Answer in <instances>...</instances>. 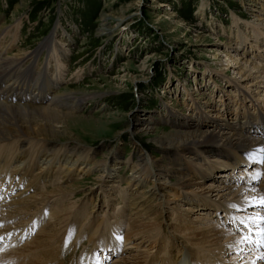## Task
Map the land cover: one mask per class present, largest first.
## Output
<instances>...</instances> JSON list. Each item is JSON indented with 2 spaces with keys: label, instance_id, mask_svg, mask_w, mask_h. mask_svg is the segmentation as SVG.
<instances>
[{
  "label": "rangeland",
  "instance_id": "374dc122",
  "mask_svg": "<svg viewBox=\"0 0 264 264\" xmlns=\"http://www.w3.org/2000/svg\"><path fill=\"white\" fill-rule=\"evenodd\" d=\"M105 18L108 20L104 21ZM240 36L245 46L240 42ZM49 40L52 41L50 49L57 44L53 50L57 56L50 59L47 50L39 49ZM0 51L3 56L13 59L38 51L40 78L50 60L49 74L56 82L52 97L63 91L84 96L81 105L70 111L74 114L67 118L60 116L58 126L67 130L61 134L63 139L58 141L57 148L62 147L67 138L76 137L85 150L83 157L87 156L85 162H81L83 164L76 162L74 166L61 157L55 162L59 171L54 178L51 171L38 174L41 167L49 166L45 160L48 161L51 155L39 163L27 164V160L22 166L21 162H11L8 171L1 169L0 185L5 182L12 192H7L5 198L0 196V202L17 198L13 195L31 187L30 181L37 177L41 188L30 189L27 194L40 199L42 193L56 190L55 198L66 195L62 207L73 212L79 209L80 217L73 216L79 224L84 218L87 222L97 220L99 229L94 237L103 234L110 241L117 239L119 246H122L120 237L125 236L134 219L139 217V224L148 226L151 219L160 218L157 211L162 210L160 221H163L164 230L161 240L156 245L145 242L144 251L148 253L143 255L144 264L151 261L154 264H181L185 259L181 254L186 247L192 250V257L195 256L199 264H241L254 255L255 251L251 249L264 251V204L237 208L238 202L229 203L234 194L221 195L225 197L220 200L214 192L205 199L215 206H196L190 210L188 208L192 206L185 198L200 199L203 197L201 192L213 184L256 187L264 178V170H257L259 166H242L239 171L229 172V176L227 173L215 179L208 176L202 182L196 180L198 184L191 187L173 190L167 188L163 175L154 174L148 178L143 175L141 178L137 163L138 155L147 151L152 157L160 158L161 148L153 137L183 130L179 122L206 130L211 129L214 122L231 121L237 113L255 115L260 110L264 114V77H259L260 74L250 68L255 63L264 69V0H0ZM245 60L249 61L246 67L242 64ZM63 62L64 67L58 72ZM28 64L29 61L24 62L23 67ZM33 76H36L35 70L26 79ZM146 125L153 127L148 134L141 129ZM249 129L246 128L253 135L255 132ZM261 131H264L262 126L258 128V134ZM5 143L0 140V152L4 151ZM30 147L33 150L28 159L37 158V145ZM115 154L118 159H113ZM193 164L199 166L194 161ZM25 165L29 176H23L20 181L18 178L9 181L10 174ZM66 170L67 173H78L66 180ZM254 176L253 182L250 178ZM55 177L58 182H54ZM133 177H140L139 183L134 182ZM147 188L146 196L143 191ZM263 188L248 192L257 197L264 194ZM139 198L144 199L139 214L144 217L134 214L140 207L131 206ZM53 201L47 202L45 215L31 234L20 240L9 236L5 243L2 241L0 264L23 261L28 251L22 248L30 246L42 228L58 222L56 217H51L54 210L57 211ZM32 216L30 214L28 218ZM228 216L234 219H227ZM119 220L122 225L118 229ZM8 222L0 223V227L13 223ZM182 225L188 229L177 230ZM212 228L226 233L218 244H199L192 239V232ZM87 232L82 230L77 239L71 238L67 243L71 251L64 250L58 261L67 259L69 264H78L79 258L83 257L81 264L89 263L90 259V264H114L121 257L114 250L117 255L108 258L101 247L88 241ZM62 233L61 230L56 236L59 240ZM231 237L234 244L228 246ZM107 239L103 246L107 245ZM54 242L57 244V239ZM226 246L229 250L222 252ZM14 249H19L20 256ZM107 249L111 251V248ZM191 258L187 259L188 264H192ZM164 259L166 263H160Z\"/></svg>",
  "mask_w": 264,
  "mask_h": 264
},
{
  "label": "bare ground",
  "instance_id": "6f19581e",
  "mask_svg": "<svg viewBox=\"0 0 264 264\" xmlns=\"http://www.w3.org/2000/svg\"><path fill=\"white\" fill-rule=\"evenodd\" d=\"M107 20L108 18H105L104 21ZM106 23L104 25L108 24ZM104 30L106 29L104 28ZM239 39L241 40L240 42L242 43V45L244 44L245 46V41L242 42L243 38H241L240 36ZM51 42V40H49L48 42L46 41L42 43L39 48L48 51L49 59L51 57L55 58L57 56H55L53 53V50L57 47V44H54L55 47L53 46L52 50L50 49ZM58 48L59 50H61L60 47ZM243 49L245 51L244 47ZM37 53L38 51L29 52L27 54L24 53L23 56L20 54V57H18L17 59H13L14 57L11 58L3 56L2 52L0 51V86H2V88L0 89V140L6 142L4 144V151L0 152V179H2L1 176L3 175V171H1V169H5V171H8L10 165H12L10 164L11 162H21L20 166H22L23 163L27 162V160V164H29V162L39 163L40 160H44V157H48L51 155L48 161L45 160V163H48L49 166H45L43 167V169L41 167L38 174L42 175L43 173H49V171H51V177L54 178V176H56L59 171L55 167V162H58L61 157L66 159V163H72L71 165L73 166L76 162L83 164L81 162H85V160L87 159V156L83 157V154L85 153L83 145L77 142V138L75 136V138H67L68 141L64 142V145L62 147L57 148L59 145L58 141H61V139H63V137H60L61 134H65L67 130H65L66 127H63L62 129L58 126L60 122V116H65L67 118L69 117V115L74 114L70 111H74L76 107H78V105L84 100V96L73 95V93H64L63 91V93H58L56 96L53 95L52 97L51 91L55 89L56 82L53 81V77H51L49 74L50 60L47 62V65L44 66V69L42 71L43 75L40 78V74L38 73V66L41 63L37 57ZM26 61H29V64L23 67V63ZM248 63L249 61L245 60L242 64L244 67H246L248 66ZM62 67H64V62L59 66L58 72L62 71ZM250 68L251 70H255L256 73H259V77H264V69H262V67L253 63V67ZM33 70H35L36 76H33L30 79H26L30 77V73ZM26 101L28 103H25ZM29 102L33 104H29ZM205 119L203 121H206ZM179 125L180 127H184V129L178 131H170L168 133H163L162 135L153 137V141L155 142V144H157L161 148L160 158L152 157L148 151L145 154L143 153L138 155L139 160L137 161V163L140 165V167L138 168V172L140 173L141 178L143 175H145L146 178L150 176L152 177L154 176V174H157L158 176L163 175L165 183L167 182L168 184L167 188L177 190L176 187L187 188L191 187V185L195 183L198 184L196 180L198 181L199 179L200 182H202V180H204L208 176L213 177L214 179L216 177L221 178L222 176H226V173L227 176H229V172L239 171L242 166H251L250 168L259 166L257 169L258 171L264 170V131H261L262 133L259 132V134L257 132L259 127H264V114L262 111L259 110L255 115H242V113H237L236 117L232 118L231 121L227 120L225 122H214L213 127L206 130H201L193 125L190 126L189 124H187V122H179ZM246 128H250L249 131L252 130L257 135H255V133H253V135H250ZM141 129L143 130L142 132H144V134H148L153 130V127L150 125H146L145 128L143 127ZM31 137H33V139H31ZM36 145L38 149L37 158H34L35 156H33V158L30 157V159H28V154L31 152V150H33L30 146L35 147ZM40 147L42 149H40ZM62 150H65V152H69V154H66L65 152L59 153V151ZM210 158L214 159L210 161ZM113 159H118L117 154L114 155ZM216 160H219L218 164L216 163ZM4 161L5 164H1ZM193 161L198 163L199 166L196 167V165H192ZM26 165L23 167H18V171L11 173L9 181H13L14 178L15 181L17 178L20 181L21 179H23V176L28 177L29 173ZM137 166L138 165H136V168ZM68 168L69 167H67V169ZM77 173L78 171L74 173L72 171L67 173L66 170L65 175L68 174L66 180H68L72 176L74 177L75 175H77ZM158 176L156 177L158 178ZM140 177H133L135 179L134 182L139 183L141 179ZM255 178L256 176L250 179H252L254 182ZM36 179L37 177L33 181H30L31 184L29 183V185H32L31 187L27 189L25 188L23 191L16 193V195H13L17 198L10 200L9 202L7 200V202H0V223L8 221L13 222L12 220H16L13 223L8 222L9 224H6L4 227H0V248L3 245L2 243L6 241L7 237L12 236V239L18 238L20 240L31 234L32 229L35 228L36 230V227L34 226H36L41 218H43V216L45 215L44 210L47 209V202L50 203L52 200H54L56 203L57 211L54 210V212L51 214V217H56L55 219H57L58 222L56 223L55 220L54 225L48 224L46 227L42 228L40 232L38 231L39 233L32 241L33 243L31 242L32 244L27 248H22L24 250L27 249L28 252L26 251L27 253H25V251H23L22 249L20 250L25 253V259L23 261H17L16 264H50L54 260L55 261L52 264H69V261L67 259L61 262L58 261V259L63 257L62 253L64 250L71 251V249L69 248L71 246H67L68 241L71 238L73 239L74 237H76L77 239L78 234L82 232V230H88V241L93 244V246L95 244V246L101 247L103 254H108V258L116 254L113 253L114 250L115 252L120 253L121 257L119 256L114 264H144L143 255H145L146 252L144 251L145 242H151V244L156 245L158 240H161V231L164 230V225H162L163 221H160V219H162V210H158V214L156 213L158 217L160 216V218L158 219L157 217H155V219H151V221L147 222L148 226L146 224H139L140 221L138 222L137 220L139 217L137 219H134L135 221L132 222L130 229L125 233V236L120 237L122 239V246H119L117 244V239H113L112 241H110L107 239V236H104L103 234L99 238L94 237V234H97L99 229V223H96L97 220L91 219L87 222L86 218H84L83 223L79 224L78 220L76 221V217H73H80L79 209H76L73 212V210H68V207H62V205L64 204V199L67 197L66 195L60 194L59 197L55 198L54 195H56V190L51 191L49 194L42 193L40 199L32 194H27L30 189L37 190L38 188H41V185H39L40 182L36 181ZM250 179H248L247 182H250ZM54 182H58V178L55 177ZM5 184V182H1L0 185V194L4 196L3 198H5L8 194H11L12 192L10 186L8 184ZM262 187H264V178L263 180H261L260 185L256 187H252L250 185L240 186L236 184H227L224 186L213 184V186L206 187L208 189H206L204 192H201V196H203L204 199H202L203 197H200V199H196L194 197L186 196L185 198L190 202L189 205L192 206L188 208L190 210L194 209V207L196 206H202L205 208L215 206L212 205L210 201L205 199V197L208 198L213 196L214 192H217L216 196H220V200L225 197H222L221 195H225L226 193L234 194L233 199H230L229 203L233 204L238 202V204H235V207L237 208H243L245 206L250 207L251 205L262 206L264 204V194L261 193L260 195L255 197V195L248 192L250 191V189H262ZM58 189L63 190L62 187H58ZM155 191L156 190H154L153 192ZM143 192H146L145 194L147 196L149 189L147 188ZM220 192L222 194H220ZM262 192H264V188ZM244 194L245 196H243ZM140 197H143V195H141ZM254 197L257 199H254ZM143 200L144 199L135 200L131 206H137L136 208L140 207L134 214H138V216L142 215L144 217L143 214L139 215L142 212L141 208L144 205ZM132 211L134 210L132 209ZM37 212L38 215H36ZM30 214L31 216L35 214V216L31 217L32 220L28 218ZM62 214H64V216ZM65 214L69 215H67L66 217ZM148 214L149 212L147 211V215ZM149 216L150 215H148V217ZM231 217L232 216H228L227 219H230ZM248 218L251 219L250 216ZM232 219L234 218L232 217ZM29 220H31V222H29ZM259 220H262V218L259 217ZM94 223H96V225ZM151 224L156 225L153 226ZM118 225L119 226H117V228L119 229L122 225V220L118 221ZM149 225H151L152 227H149ZM186 228L187 226L182 225L179 226L177 230H185ZM61 230L63 231V233L61 240H59V238L56 236ZM263 231L264 230H262V232ZM224 233L225 232L221 231L218 228H212L209 231L201 230L197 233L192 232V235H194L192 239L194 240V242H198L199 244L211 242L212 244L216 245L222 240L223 237H225L226 233ZM13 235L16 236L13 237ZM136 237L139 238V241L136 239ZM56 239L58 241L57 244H55L54 242ZM105 239H107V245L103 246ZM242 240L244 241V239ZM11 242L13 243V241ZM233 242L234 238L231 237L227 243L228 246ZM106 246L108 248H111V251H109ZM229 248L230 247L227 246L224 247V250L222 252L229 250ZM240 249L242 248H239V250ZM251 250L255 251L253 253L254 255H244L248 256V258L241 264H264V260L263 262H260L262 258H264V251H257L256 249ZM15 253L19 255V249L15 250ZM12 254L13 253H11V256ZM94 254H92L93 257ZM181 256L185 257V259H183L184 261H182L181 264H188L187 259H190L192 257V250L186 247L185 252H183ZM244 256H242V258ZM82 259L83 257L79 258L78 264H81ZM157 261H159V259H157ZM7 262L11 263V261ZM90 262L91 259L89 263L86 262L84 264H90ZM161 262L166 263V260H161L160 263ZM190 262L192 264L200 263L198 260H196L195 256L191 258ZM148 263L154 264L152 261ZM156 264L159 263L156 262Z\"/></svg>",
  "mask_w": 264,
  "mask_h": 264
}]
</instances>
